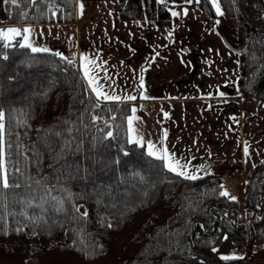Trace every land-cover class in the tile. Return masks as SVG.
<instances>
[{"label":"trees","instance_id":"obj_1","mask_svg":"<svg viewBox=\"0 0 264 264\" xmlns=\"http://www.w3.org/2000/svg\"><path fill=\"white\" fill-rule=\"evenodd\" d=\"M76 1L0 0V29L72 22ZM116 1L122 19L171 22L159 0ZM199 4L211 21V0ZM218 4L235 28L238 94L264 101V30L245 21L235 0ZM240 4L264 25V0ZM19 38L0 40L4 162L9 184L19 185L0 191V264H223L237 260L216 254L224 237L232 248L264 242V158L239 197L224 189L212 161L186 179L129 138L131 109L145 113L140 104L97 99L69 57L20 48Z\"/></svg>","mask_w":264,"mask_h":264},{"label":"crops","instance_id":"obj_2","mask_svg":"<svg viewBox=\"0 0 264 264\" xmlns=\"http://www.w3.org/2000/svg\"><path fill=\"white\" fill-rule=\"evenodd\" d=\"M115 2L110 10L97 11L100 18L92 19L84 31L81 30L78 14L75 21L65 22L70 25L65 34L76 43L73 54L76 66L96 98L93 91L95 83L89 86L86 70L89 77L103 85L101 91L119 96L120 101L126 100L127 96H135V100H130L135 107L137 104L144 105L150 116H158L162 138L164 117L161 114L165 103H168V111L170 104H175L174 128L177 126L179 129L184 127L181 120L189 106L197 105L195 109L198 111L207 109L209 105H223L227 110L241 109L243 116L245 101L238 94V66L236 77L232 70V55L237 54L238 44L229 16L222 12V15L217 14L215 9L216 14L210 21L205 10L201 9L199 17L186 20L183 10H180L179 17H173L172 10L163 2L170 11L171 22L169 25H158L146 16L120 18ZM46 24L64 23L26 24L22 29H32L31 34L32 27H39L40 31ZM95 28L99 30L97 33H93ZM21 39L22 36L20 43ZM31 39L34 45L39 46L38 40ZM71 47L73 50V45ZM230 59L227 65L226 60ZM221 92L223 96L219 95ZM196 120L193 115L191 122ZM242 162L244 164L243 158Z\"/></svg>","mask_w":264,"mask_h":264},{"label":"rangeland","instance_id":"obj_3","mask_svg":"<svg viewBox=\"0 0 264 264\" xmlns=\"http://www.w3.org/2000/svg\"><path fill=\"white\" fill-rule=\"evenodd\" d=\"M164 3H167V7L172 12L180 13V10L184 12V9H187V12L190 13L183 16L186 20L199 17L201 9L205 10L200 7L199 2H196V0H192L191 3H186L185 0H164ZM98 5L100 7H97ZM113 5H116L115 0H77L76 16L78 14L81 21V30L84 31L92 19L100 18L97 11L110 10ZM173 17H179V15ZM43 26L40 31L39 27H32L33 32L31 34H24L28 35L32 46L36 47L31 38L39 41L38 47L54 49L72 59L76 51V43L72 37L65 34L70 25L64 23ZM9 27H16V25L7 26L3 30ZM72 30L74 31V27H72ZM98 31L95 28L93 33ZM37 35L39 36L37 37ZM13 39L7 42H11ZM21 43H23V38ZM67 45H70V47L73 45L74 49L67 51ZM237 60V54H233L232 70L235 77L238 66ZM230 61L231 59L226 60V64L228 65ZM239 96L240 99L243 97L245 101L243 116L241 109L232 108L227 110L223 105L221 107L209 105L210 107L207 109L198 111L195 109L197 105L189 106L186 107L181 120L184 127L180 129L177 126L174 128V122L176 123L175 104H170L171 109L168 111V103H165L161 114L164 117L163 138L160 118L150 116L149 110H144V114L136 110L135 113L131 112L132 122L129 125L131 137L129 138L144 143L147 149H149V142H151V145L154 146L152 151L159 156H164V149H166L169 157H174L175 160H179L180 164L186 165L183 169L177 168L176 172L185 171L188 175H199L205 171L206 165L212 161L210 169L223 176L224 189L239 197L248 183L252 167L264 158V101H257L247 95ZM193 115L197 118L194 123L191 122ZM165 132H167L166 136ZM245 147L248 148L247 154L244 152ZM228 151H230V154H228ZM208 156L212 157L211 160L207 159ZM164 160L166 165L170 162L167 159ZM172 163L175 166L174 161ZM78 238L80 237L78 236ZM229 241L227 237H224L215 247V252L222 258L237 256V260L234 262L227 261L223 264H264V242L256 244L249 239L240 240L239 244H235L232 248V246L228 247ZM253 246L257 248L251 252L250 249ZM250 256L253 258H250Z\"/></svg>","mask_w":264,"mask_h":264},{"label":"snow or ice","instance_id":"obj_4","mask_svg":"<svg viewBox=\"0 0 264 264\" xmlns=\"http://www.w3.org/2000/svg\"><path fill=\"white\" fill-rule=\"evenodd\" d=\"M10 2L12 4H15L17 2V0H10ZM161 3L164 2V0H160ZM186 3H191L192 0H185ZM196 2H200V0H196ZM211 3L215 6L216 12L217 14H221L220 11V6L217 3V0H211ZM184 13H187V9H184ZM172 15H179V13L177 12H172ZM31 31L30 28H19V27H9L6 30L0 29V40H5V41H10L11 39H13L14 37H21L23 38V43H19L18 42V46L20 48H28L31 50V52H47L48 49L47 48H37V47H33L32 44L29 42V38L28 35H23L24 33H29ZM169 35H171V33H169ZM12 45L6 44L5 47H11ZM57 55H59V53H57ZM5 59L7 58L6 56L4 57ZM85 76L88 77L89 79V86H92L95 83V86L93 87V91L96 93L97 99L103 98V100L105 101H120V97L119 96H115V95H109L106 92L101 91L100 89H102L103 85H101L98 81H94V78L89 77L88 76V72L87 70L85 71ZM141 82H142V78H141ZM219 95L223 96L224 93H219ZM126 100H135L136 97L135 96H127L125 97ZM133 113H135L136 109L132 108L131 109ZM4 117V113L2 111H0V120H2ZM132 122V117H128V123L129 125H131ZM3 130H4V124L0 123V191H2L3 189H8L9 187H19V185H10L8 182V171L4 162V139H3ZM113 135V133L111 131L107 132V136L111 137ZM167 135V132H165V136ZM133 141H129V143H132ZM9 147H11V145H9ZM154 146L151 145V142H149V155L150 156H156V153L154 151H152V148ZM244 152L245 154L248 153V148L245 147L244 148ZM164 153L165 155L162 157H159L160 159H167L170 162L166 165L171 171L176 172L177 168L183 169L186 167V165L180 164L179 160H175L174 157H169L167 155V150L164 149ZM127 154V153H125ZM172 161H174L175 166H173ZM18 171V169H17ZM179 175L185 177L186 179H190V180H196L199 177L196 175H188L187 172L185 171H180L178 173ZM39 183V182H37ZM220 195L222 196H228L229 194L224 191L221 192ZM55 199V198H53ZM232 199H235V197H232ZM28 206L31 207V202H28ZM39 207L41 208L42 211H44L43 205H39ZM6 208V204L3 201V198L0 197V234H6L5 232V228H4V221H5V216L3 214V210ZM55 211L59 212L62 211L63 208L59 207V208H55ZM31 219L33 220H41L43 219V217H31ZM110 226V225H109ZM16 231H20V229H17ZM35 234V233H34ZM225 259H228V257H224Z\"/></svg>","mask_w":264,"mask_h":264},{"label":"water","instance_id":"obj_5","mask_svg":"<svg viewBox=\"0 0 264 264\" xmlns=\"http://www.w3.org/2000/svg\"><path fill=\"white\" fill-rule=\"evenodd\" d=\"M236 6L239 9L241 15L243 16V18L245 19L246 22H248L250 25H252L253 27H255L256 29L259 30H264V25L258 24L256 22H253L249 19V17L246 15V13L244 12L243 8L240 5L239 0H235ZM209 166V164L206 165V168Z\"/></svg>","mask_w":264,"mask_h":264}]
</instances>
